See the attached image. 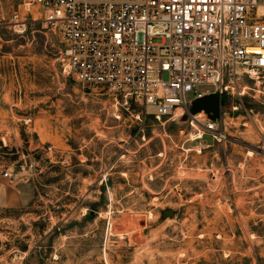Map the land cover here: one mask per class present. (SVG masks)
Segmentation results:
<instances>
[{"label": "rangeland", "instance_id": "374dc122", "mask_svg": "<svg viewBox=\"0 0 264 264\" xmlns=\"http://www.w3.org/2000/svg\"><path fill=\"white\" fill-rule=\"evenodd\" d=\"M59 48L0 0V264H264V71L201 141L83 88Z\"/></svg>", "mask_w": 264, "mask_h": 264}, {"label": "built area", "instance_id": "2783aa9c", "mask_svg": "<svg viewBox=\"0 0 264 264\" xmlns=\"http://www.w3.org/2000/svg\"><path fill=\"white\" fill-rule=\"evenodd\" d=\"M16 2L27 12L36 9L57 34L64 75L159 121L183 112L197 140L227 135L219 120L193 114V104L210 95L241 97L248 89L243 81L264 71L262 0ZM12 25L26 27L19 12Z\"/></svg>", "mask_w": 264, "mask_h": 264}, {"label": "water", "instance_id": "95a60500", "mask_svg": "<svg viewBox=\"0 0 264 264\" xmlns=\"http://www.w3.org/2000/svg\"><path fill=\"white\" fill-rule=\"evenodd\" d=\"M191 110L193 114L205 111L211 120L216 121L220 118L221 100L217 95L206 96L197 100Z\"/></svg>", "mask_w": 264, "mask_h": 264}, {"label": "bare ground", "instance_id": "6f19581e", "mask_svg": "<svg viewBox=\"0 0 264 264\" xmlns=\"http://www.w3.org/2000/svg\"><path fill=\"white\" fill-rule=\"evenodd\" d=\"M252 80H254V79H252ZM204 112H205V111H204ZM181 113H183V112H181ZM198 114H201V116L203 115L202 112H200V113H198ZM176 116H179V117H181V118H183V119H186V118H187V115H186L185 113H183V115L180 114V113H178ZM193 140H195V139H193ZM216 140H217V139H216Z\"/></svg>", "mask_w": 264, "mask_h": 264}]
</instances>
